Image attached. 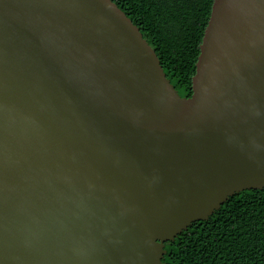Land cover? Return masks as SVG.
Returning a JSON list of instances; mask_svg holds the SVG:
<instances>
[{
	"label": "water",
	"instance_id": "1",
	"mask_svg": "<svg viewBox=\"0 0 264 264\" xmlns=\"http://www.w3.org/2000/svg\"><path fill=\"white\" fill-rule=\"evenodd\" d=\"M191 89L113 0H0V264H167L264 188V0H213Z\"/></svg>",
	"mask_w": 264,
	"mask_h": 264
},
{
	"label": "trees",
	"instance_id": "2",
	"mask_svg": "<svg viewBox=\"0 0 264 264\" xmlns=\"http://www.w3.org/2000/svg\"><path fill=\"white\" fill-rule=\"evenodd\" d=\"M113 1L140 28L179 94L189 96L213 0ZM164 247L167 264H264V188L235 192Z\"/></svg>",
	"mask_w": 264,
	"mask_h": 264
}]
</instances>
